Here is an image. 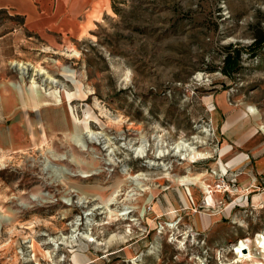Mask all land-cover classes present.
<instances>
[{
    "label": "rangeland",
    "instance_id": "rangeland-1",
    "mask_svg": "<svg viewBox=\"0 0 264 264\" xmlns=\"http://www.w3.org/2000/svg\"><path fill=\"white\" fill-rule=\"evenodd\" d=\"M62 15L71 34L0 10L2 121L29 143L0 150V264H264V45L229 68L224 50L264 35V0Z\"/></svg>",
    "mask_w": 264,
    "mask_h": 264
},
{
    "label": "crops",
    "instance_id": "crops-1",
    "mask_svg": "<svg viewBox=\"0 0 264 264\" xmlns=\"http://www.w3.org/2000/svg\"><path fill=\"white\" fill-rule=\"evenodd\" d=\"M37 0H0V10H13L19 15L27 16L30 20L31 25H36L35 30L38 32H41L46 25L51 23L55 27H59V30H65L68 34H71V32L74 31V29L77 27L75 24H71L67 20H63L62 12L65 9L66 3L70 2V0H56L55 2V9L54 11H50L48 9V3H45V5L40 6V10H38V7L36 6L35 2ZM42 1V0H39ZM72 19V18H71ZM69 19V20H71ZM64 24H63V22ZM73 21V20H72ZM47 22V23H44ZM48 28V27H47ZM12 104H8L6 108L4 107V116L0 109V150L5 149L8 151L11 150H17L22 149L24 150L28 144H26L23 141L22 134L18 132L17 130V124L15 121H7L6 124L2 121V117L4 119H8V117H11L12 109L9 107ZM8 107V108H7ZM217 113L213 112V128L216 130L217 127ZM32 139L28 140V142L32 143ZM27 142V140H26ZM261 166H263L264 169V162L263 159L261 161ZM255 183H257V177H253L249 175L246 179H244L242 183L241 190L246 191L249 189H252L255 187ZM185 200H187V195L185 193L184 195ZM188 206H191L186 201ZM207 204L209 206L214 205V196L211 197V201L208 202L207 198ZM160 208V207H159ZM201 222V220H200ZM203 223V222H202ZM203 226V224H201Z\"/></svg>",
    "mask_w": 264,
    "mask_h": 264
},
{
    "label": "bare ground",
    "instance_id": "bare-ground-1",
    "mask_svg": "<svg viewBox=\"0 0 264 264\" xmlns=\"http://www.w3.org/2000/svg\"><path fill=\"white\" fill-rule=\"evenodd\" d=\"M186 147H188V145H185ZM184 146V147H185ZM178 151H180V148H181V145H178ZM188 149L189 150H186V152H188L189 154H185L184 155V159H187V157H189V156H191V155H193V157L191 156V159H196V157H198V158H202L204 155L203 154H197V153H193L194 151V149L193 148H189L188 147ZM166 177H167V179H169L170 181H172V182H175V178H172L169 174H167L166 175ZM132 180H134L135 182H136V185H138L140 188H141V191H143L144 193H146V197H148V198H150V199H152V196H151V194H152V192H151V189H144V190H142V182L140 181V180H145V175H143V174H140V175H138V176H135V177H133L132 178ZM201 180V179H200ZM199 180V178L198 177H195V178H193V177H190V176H187V177H179L178 178V180H176V182L177 183H179V184H187V183H190V182H199V183H201V184H204V182H202V181H200ZM205 185V184H204ZM206 187V186H205ZM207 188V187H206ZM209 188V187H208ZM154 198V197H153ZM129 213H125V214H122L121 216H126V215H128ZM86 239H87V237H86ZM246 252V251H245Z\"/></svg>",
    "mask_w": 264,
    "mask_h": 264
},
{
    "label": "trees",
    "instance_id": "trees-1",
    "mask_svg": "<svg viewBox=\"0 0 264 264\" xmlns=\"http://www.w3.org/2000/svg\"><path fill=\"white\" fill-rule=\"evenodd\" d=\"M264 45V35L260 34L257 38L256 41L248 47H243L244 49L236 48L234 50L233 45L225 46V64L226 67H234L237 65V62L241 58L242 52L243 51H248L250 53H256V51L260 50Z\"/></svg>",
    "mask_w": 264,
    "mask_h": 264
},
{
    "label": "built area",
    "instance_id": "built-area-1",
    "mask_svg": "<svg viewBox=\"0 0 264 264\" xmlns=\"http://www.w3.org/2000/svg\"><path fill=\"white\" fill-rule=\"evenodd\" d=\"M225 185H226V183H225V181H223L222 187L220 186V188L226 189Z\"/></svg>",
    "mask_w": 264,
    "mask_h": 264
}]
</instances>
